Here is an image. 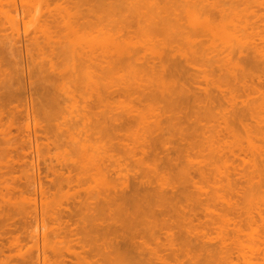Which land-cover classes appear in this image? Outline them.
Instances as JSON below:
<instances>
[{"label":"rangeland","instance_id":"1","mask_svg":"<svg viewBox=\"0 0 264 264\" xmlns=\"http://www.w3.org/2000/svg\"><path fill=\"white\" fill-rule=\"evenodd\" d=\"M78 1L79 4H83L79 5ZM119 1L120 0H87V2L84 3V0H0V12L5 10L3 15L0 13V15H2V17L0 16V25L2 24L1 26H3L7 24L8 26H3L6 28L10 26L9 23L12 24L14 22L13 24H15L18 21L15 24L18 28L16 33L20 32L17 35H15L16 33L13 34L15 35V37L13 36L14 38L19 39V41L14 39L15 43L16 40L18 42L14 44L15 46L10 48L6 46L0 47V67H2L0 68V76L4 75L3 78H0L2 81H5L3 83L0 81V99L2 98L3 100H0V264H136V262L140 264H247L249 263L247 260H250L251 263L254 264H264V243H262V239L264 238V0H202L203 4L201 0H182L185 1V7L183 8L181 7L184 6V2L181 0H171L174 1V3L167 0H162L160 3L159 1L161 0L156 1L162 8H164L163 6L166 7V15H163L165 14L164 11L162 12L163 9L156 10L159 6L153 7V5H157H155V0L153 5H151L153 0H145L146 2L142 1V3H146L142 5L146 6L147 1H149L148 5H150L145 7L146 10L144 7H141L139 11H143L144 9V11L148 13V9L151 7V9L154 10L153 13L155 11L159 13L161 11L163 13L161 15L159 14V17H156L157 21L153 22L158 25L160 24V27H166L165 25H167L166 30H168V34L164 33V35H162L164 37L161 36V33L163 34L165 30H162V32L156 30V32H160L154 34V29H156L158 25L153 28L155 25L150 22L151 19H156L154 16L158 15V12H155L153 15L149 9L150 16L147 14L145 15L149 16V18L152 17L149 21L151 24L146 22L147 17H145V19L143 18V20L140 18L144 17V11L142 15L141 11L137 12L140 14V22L143 23L145 20L144 22L146 23H143L142 25H145L142 26L139 22L141 26L137 28V25H139L138 21V24H136L137 27L133 25H135V21L138 19L137 16H139V14L135 13L137 16L132 15L134 10L131 15L128 12H131L130 9L134 4L135 6L138 5H136L135 1L140 2V0H135L134 3L128 0L129 4H133L129 5L131 7L125 6H128V3H126L127 0L126 2H122L121 0L122 3L120 2V4L124 5H120L121 7H119L118 10L117 4H119ZM31 3L35 5L33 8ZM86 3L89 4L87 5ZM100 3H104V8ZM163 3L165 4L163 5ZM90 4L91 6H89ZM115 4L116 9H114ZM29 5L31 6L30 8ZM98 5L101 6L99 7ZM111 5L113 7H111ZM36 6L44 10L47 7L46 14L41 13L43 10L39 9V7L35 9ZM107 6L111 7L109 8L110 11ZM172 6L174 7V12H172ZM186 7L190 12L192 11V13H188V15L194 14L196 16L194 21L192 20L194 16H190L191 20L187 22L190 27L193 26L190 22H195L194 25L198 27L196 25L197 23L198 25L200 23L203 25L206 21L208 22L207 19L212 22H210L211 24L208 22L211 28L214 25L216 26H214L215 29L212 28V30L209 31L210 26H205L204 24V27H206H202L204 31L208 29L206 33L204 32L205 36L203 35L204 33L202 34L198 31L200 32L199 34L195 31L196 34H199L197 36L202 34L199 40L201 43L197 40L199 37L196 38L194 35L195 33L191 32L193 29L189 30L191 29L189 26H187L188 29H186V21H188L186 20ZM31 9L36 10V12L37 9H39L38 11L40 14H43V16H41L37 13L40 18L35 15L37 19L40 20L39 22L37 21L38 23L31 20V18L37 20L35 16V18H33L36 12L33 11V13ZM59 9H62V11L65 9L68 15L64 12H58ZM104 10L110 13L112 10L113 14H116V16L119 15V19L116 18L117 20L114 21L115 19H112L113 14L107 13ZM121 10L124 11L122 13L129 14L130 19L132 18L131 16H136L132 18L133 22L127 21L130 25L132 23L131 26L133 30L129 26V31H124L122 29L118 31L120 29V25L118 24L122 25L125 23H123V21L122 23L119 22L123 19L120 13H118L121 12ZM6 11H9L8 14H12L13 18H10L12 16L8 14L5 15ZM68 11L69 13L71 12V14H69ZM91 11L92 14L99 11L100 13L103 12L101 15L99 13V15L94 13L95 15L93 14V16H103L98 19L100 20L99 23L104 20L102 25H108L106 26L108 30L104 28L105 26L102 28L99 26L100 24L97 25L96 23H98V21L95 22L92 20L94 19L92 18L93 16L87 14V12L90 13ZM116 11L118 12L116 13ZM167 12L170 17L168 19L165 17L168 16ZM175 12V16H180V18H178L181 19L180 22H178L179 20L175 21L173 16H171ZM179 12H181V15L178 16ZM72 13L74 16L76 14H78V16L76 15L77 17L80 16L79 20L81 18V23H83L86 18L85 24L88 26L86 29L88 28L90 30L91 22H94L93 26L97 25L96 27L99 28L96 29V27H94V29H92V27L91 30L93 32H90V30L89 33L87 31L88 29L86 30L83 27L88 33L84 32L88 36L86 39H88L90 43L92 41L93 46L96 45V48L93 47V49L95 48V53L98 41L102 42L103 40H107V42L105 41L104 43H109V36L106 39H100L102 41L97 40L95 42V39H93L97 32H101L100 28L103 30V33H100L101 36L99 33L98 35L103 38L102 36L106 35H103L105 32L104 30H106L108 34V31H110L109 26L112 28V31L117 28L116 26L118 25L119 29H117V31L115 29L114 32L118 36L119 34H124V32L126 34L129 32L127 36L133 41L135 36L131 33H137V31L140 33L146 25H149L147 26L148 28L145 27L144 31L149 33L153 28L151 32H153L152 35H155V37L153 36L155 39L153 38L152 40L154 41L158 38L160 42L157 43L159 44L157 45L154 43L155 41H151V35L149 34V39L148 33L145 39L153 42V46L156 45L154 50L157 49V52L160 51L159 55L162 51H165L166 53H164L166 55L162 54L159 58V55L153 51L152 46L147 47L150 46V41L149 43L147 42V44L144 43L143 37L139 35L140 40L137 39V36L136 40L143 41L142 44L141 42L137 44V41L133 42H137L136 45H142L145 52H141L143 51L140 50L143 49L140 48L141 45H135L134 48V43L132 42V44L131 40L126 36L128 39L125 40V42L128 40L130 41L127 42L130 44V48H126H129L130 52L131 50H136L131 54L137 52L138 55L134 54V57L135 55L138 56V58L137 56L134 58V60L139 59L137 62L133 59H129V61L132 62H130L129 67L127 64L125 65L126 62L122 65L123 63H120L122 61L117 60L118 62L114 63V67L112 66L113 63L111 64L113 69L112 72H109L110 67H108V70L107 64H105L102 59L106 65L105 69L107 68L106 70H108L102 71L98 68L102 73L105 72L102 78L99 77V73L101 72L96 73L98 70L95 65L96 72L89 65L88 67L91 69L88 67L86 68V66L77 65V68L79 66L80 68L79 70L75 67L72 68L73 75L77 74L78 76H82H80V80H77L79 81V84H77L78 86H74L69 84L71 82L62 80V78H65L64 76H67V74H70V77L72 76V71L69 69V65L71 64L69 63H74V61L77 62V55L79 53L77 55L75 54L76 52L74 53L76 58L74 56V61L70 60L71 62L64 54H69L67 52H70L69 48H72L69 45L77 46L79 42L77 44L76 42L73 44L74 41L71 42L72 44L65 42L64 46L63 43L62 46L59 44V46L63 48V51L66 50L64 47H69L68 51L62 52V57L58 55L61 54L58 53V49L57 52L55 51V57L59 56L58 58L60 60L63 58V63L59 64V61H57V65L55 58H53V62L55 60V63H51L53 66H56V68H59V65H61L60 70L63 69V71L57 69L60 72L59 76L61 77L64 71L65 75L60 79L57 75L59 73L57 70L58 73L55 70V72H51L53 67L52 69L50 67L48 70V66H44L45 69L41 71V73L44 74L43 80H40L41 76L39 75L42 74H39L36 70L39 71L40 67L43 69V64H39L41 66L38 67V63L42 60L36 63L35 59L38 61L39 57L37 56L41 54L36 56L37 52L32 50L34 46H32L31 41L33 42L34 38L30 36L34 35V37H37L36 41L38 37L41 38L40 36H45L46 38L48 31H45V33L43 26L46 25V27H44L45 30L49 29V31H52L53 28H55L54 26L58 24L57 27L59 29H56V27L50 34L54 33L55 35L57 34V36H61V38H63L61 41L63 42L64 37H62L60 33L64 34L69 30L68 27L71 24L70 20H73L74 17ZM122 13L121 15L124 16L125 14L123 15ZM50 14L52 17L49 16ZM107 14H110L111 17L107 18V16H110ZM129 15H127V17H129ZM7 16L8 20L6 18ZM67 16L72 19L69 18L68 20V18H66ZM163 16L167 19V21L165 20L166 22H164L165 18L158 19ZM175 16L174 18L177 20ZM14 17H16L17 21L13 20ZM77 17H74L72 21L74 23L71 24L73 25L71 29L77 24ZM120 17L122 19H120ZM202 17L206 19L203 20ZM9 18L13 20V22ZM106 19H109V21L107 22ZM199 19H202L200 20L202 22H198ZM65 20H68L67 25V21ZM158 20L161 23L163 21V26H161L160 22L156 23ZM3 21H5V24H3ZM43 21L46 24L43 23ZM110 21L111 23L107 24ZM117 21L119 22L118 24H116ZM171 21L174 22L170 25L169 22ZM33 22L35 23L33 27L37 26L36 28L34 27L36 31H34L32 27ZM80 22L78 24L81 28L82 24H80ZM177 22L181 24L179 25ZM52 23L54 24L53 28H48L47 25H52ZM63 23L66 27L62 26ZM26 24L29 25L27 26ZM183 24L185 25V27L183 26L184 35L179 39L178 36H181L180 34H182L181 30L183 28L180 27L181 33H177L178 36L176 35L177 31L175 28L178 30L179 28L177 27ZM38 25H40L39 28L41 27L43 31L41 28H38ZM21 26L23 29H21ZM79 26L74 30L76 32L79 30L80 36ZM3 27L0 28V36L2 35V39L4 40L3 34L8 33L6 35L10 38L11 34L9 35V32L11 31L9 28V31H6ZM218 27H223V30H225V32H223V34L226 33L223 35L224 37L227 35V38H229L228 34H231L232 37L230 36V38L232 39H229V44L232 42V45L230 44L231 46H229L230 51H227L226 47L224 48L223 46L225 44V42L223 44V41H225L226 38L220 43L219 37L221 34L218 36L216 32L217 30L221 33V30L217 29ZM60 28L63 31H60ZM64 28L67 29L64 31ZM83 28H81L82 31ZM169 28H174V41L176 43L179 42V46L173 45V43L171 44L170 39L173 37L172 35L169 37V31H171ZM148 29L150 30L148 31ZM27 30V33L30 32L29 41L31 38L33 39L30 42L28 41L29 34H25ZM40 31H42V33L44 32L45 35L40 34ZM56 31H60V33H56ZM121 31H123V33ZM144 31L142 32L144 33ZM208 31L212 32V34L210 33V35H207V33L209 34ZM31 32L33 33L31 34ZM71 32L72 30H69L67 34ZM84 33L82 32L83 35ZM188 33L191 36H186V38L188 37V39L191 40V37L194 36L196 40L193 39L197 41L196 43L190 42L191 46L189 47H187L189 44L184 42L186 40L182 39L183 36L185 37V34ZM50 34H48V36H51ZM77 34L78 33L75 34L74 32L73 35L76 37ZM111 34L109 35H114ZM83 35L82 38H84ZM92 35L93 37H91ZM117 35L116 38L118 37ZM71 36L72 35L69 37ZM120 36L117 38L118 40H115L117 42L114 44L115 47L125 43L121 42L123 38L121 40ZM52 37L55 40L56 37L53 35ZM45 38L43 37L44 40ZM59 38L56 39L59 40ZM67 38L66 36L65 39ZM43 39L41 45L44 43ZM167 39H169V42ZM39 40L41 41V39ZM68 40L70 42L74 39L70 40L69 38ZM111 40L112 39H110V41ZM40 41H38L37 44H40ZM50 41L51 40H49V45ZM158 41L156 40V42ZM163 41H165V45H163ZM180 41H183L185 44H182ZM53 42L52 47H55ZM99 42L98 50L100 51L97 52L98 54L102 51L103 46L106 45L101 43L103 45H101V48ZM175 42L174 44H176ZM186 42L189 41L187 40ZM238 42H240L239 45L237 44ZM33 43L35 44V42ZM191 43L194 45L196 44L195 46L198 48H201V45L202 47L205 45V47L202 51L200 49L197 50L198 48ZM65 44H68L67 47ZM197 44L201 45L199 46ZM226 44L229 45L228 43ZM16 45H20V47ZM85 45L90 46L89 43H85ZM131 45L133 48H131ZM166 45L169 48L178 47L177 50L175 49L176 52L174 51L172 57L167 55H170V52H173L174 49H168ZM59 46L57 47L56 45L57 48H60ZM79 46L76 49H78ZM82 46H84V44H82ZM86 46L83 47L85 48L83 50H86ZM111 46L108 52L112 48H115L113 44ZM38 47L39 46H37V48ZM106 47L107 46H105V48ZM145 47L151 49L148 50L147 48L145 49ZM190 47L191 50L193 48L192 51H195L194 49L197 48V51L190 52L191 50H188ZM233 47L234 49H232ZM18 48H20V50ZM80 48L82 47L80 46ZM89 48L90 47H87L88 50ZM117 48H115V50ZM126 48L124 50H126ZM207 48L209 50H207ZM8 49H11V51ZM42 49L46 48L43 47ZM47 49V52L50 53V48L47 47ZM254 49L256 52H252ZM13 50L17 52L13 54ZM37 50L38 49H36V51ZM78 50L80 51L81 49ZM115 50H111L109 53L106 51V53H116L117 50ZM188 51L192 53L189 54L192 57L200 54L198 51H201L202 55L200 54V56L195 58H190L189 56V59L185 60L184 57L186 55L188 56ZM41 52L43 51L41 50ZM120 52L121 51L118 53L120 54ZM71 53L73 54V52H70V54ZM92 53L93 52H91V54ZM114 53L110 55L114 56ZM184 53L187 54L183 59L181 55H184ZM154 54L157 55L155 56ZM45 55L47 56L48 54ZM68 56L70 58L72 55ZM119 56H121V54ZM48 57H50V55H48ZM51 57H54V55ZM168 59L171 60L169 61ZM12 60L14 61L13 63ZM183 61L184 63L187 61V63L183 64ZM160 62L163 65L162 68L160 67ZM14 63H17L15 65L16 67ZM43 63H45L44 60ZM47 64L45 63V65ZM116 64L117 67L115 70ZM65 65H67V67L69 66L68 69H65ZM74 66H76L75 63ZM142 66L144 68H141ZM146 66L153 67L154 69L152 70L150 68V71L152 70L151 74L153 78H151L153 80L150 78L151 80L149 83L146 81L147 84L143 80L146 77H150L151 74L147 71L149 69H147ZM118 67L119 69L121 67L120 71H117ZM131 67L138 70L143 69L141 70L142 72L139 73H145L144 76L146 75V77L141 78L143 76L142 74L139 82L138 79H136L137 75L140 76L138 72H136V77H132H135L138 84H143V86L136 85L140 88V91L145 89L141 87H145L144 84H146L149 86L147 89L148 91L145 90L147 92H143L147 94L152 92L151 94L153 96L148 94L147 97V94L145 95L139 92V95L143 98L140 97L137 95V87L134 85L132 86L134 89L136 88V90H133L131 86L129 88L133 90L130 92L132 94H129V89L124 93L125 88L131 83L128 85L126 83V87L123 86L125 79L123 74L126 75L128 81V71L130 70L133 72L136 70ZM102 68L104 69L103 66ZM15 69H19V72L15 71ZM89 69L91 71L93 70L95 73L91 72L87 74V72L90 71ZM83 70H86V74L89 77H87L88 79L85 76L86 74H84L83 77V73H85ZM155 70L160 72V75L163 73L165 74H163L164 76L162 77L157 75L158 79H163V82L160 80L161 83H158L162 89L161 92L157 90V87L156 89L154 88L158 85L157 82H153L156 79L154 78L157 72ZM1 71L5 73L3 74ZM6 71L8 74H6ZM107 73H109V75ZM5 74L16 78L12 77L13 79H11L10 77H6ZM95 74L98 75V78ZM5 77L7 80L10 78L13 83L3 80ZM95 77L98 82V86L96 85L95 87H98V89L102 87L100 89L102 95H100L101 97L103 96V99H100L97 88L90 85V78ZM73 78L74 77H72V80L75 81ZM68 79L70 78L68 77ZM131 80L129 81L132 82ZM145 80H149V78ZM167 80L172 81L173 84H171V86H166L165 84L168 83ZM10 83L13 84V86L10 85V87ZM6 86L9 87L6 88ZM174 87L175 89H173ZM178 87L183 89H177ZM4 89H7L6 92L9 91V96H6L7 93L3 91ZM95 89L98 91V94ZM106 89L107 93L104 91ZM170 89H172L171 92L175 90L174 93L176 94L167 91ZM102 90L104 92H101ZM163 90L165 92H163ZM179 90H181V94L178 93L180 96L176 92H179ZM134 91H136L137 94H135L136 92ZM3 92L6 94H3ZM46 94H50V96L48 97ZM68 96H70L71 99L68 98ZM181 96H183L186 101H183V97ZM6 97H8V99ZM50 97L55 98L54 100L56 102L54 101L53 103H56V106L52 105L51 100L53 99ZM104 97H106V99ZM205 97H207V100ZM47 98H50V100ZM98 99L100 101H98ZM112 116L114 118L120 117L121 119L119 118L120 120H118L117 118L114 120ZM126 117L128 120H126ZM33 118L36 122L32 120ZM95 119L98 120L96 121ZM99 119H101L102 128L98 130L97 127H99L101 123H98L100 121ZM113 120L116 123L112 125ZM108 121L110 122L107 123ZM119 121H121V124L118 123ZM152 122L158 123L157 126L154 125L156 126L154 127ZM147 124H149L147 127H154L153 130L158 132L153 131L152 133V129L150 130L146 127ZM110 125H118L116 128L121 126V128H119L121 131H118V129L117 131L116 129L113 130L114 127L112 128ZM155 128H158V130ZM68 129L72 131L69 132ZM95 131L100 132L96 133ZM74 142H78L81 147L86 145L82 149L85 148V151H88L89 154L86 152L88 158L92 157L91 160L93 162L91 161V164H93V166L90 167V170L92 168H97L96 170L98 171V167H100L99 169H101V172L98 173L101 174L103 170H105V173H102L105 175L101 176L98 173L97 175L95 170H88L86 174L82 172L83 168L80 169V166L78 165V167L76 163L80 164L85 158L87 161V157L84 158L85 153H79V155L76 156L77 154L75 151L79 146L77 147V144ZM89 143L90 146H87ZM81 147H79V149H81ZM141 149H143V152H141ZM214 150L220 151V155L217 152L213 153L212 151ZM92 153L96 155L94 158ZM80 154L84 160L82 157L78 158ZM94 161H98V163ZM84 162L83 164L81 163L83 165H81L82 167H84ZM88 163H90V159ZM102 165L105 167L102 168ZM85 167H87V165ZM103 180L111 186V191L107 189V186L106 190H104V187L100 185L103 183ZM94 190L100 191L99 193L101 194L98 193L99 195L104 196V193H106L109 198L105 195V199L100 201V198L103 196H94L97 193ZM89 192H91V195L92 192L94 194L89 196ZM137 192L142 194L145 200L139 197L142 195ZM160 192L162 194H167V196L164 194L165 199L161 198L164 196H162ZM121 194L123 196L125 194L126 200L129 198V202L126 201L129 204L124 203L125 198L121 201H119V198L114 199L117 196L121 197ZM136 195H138V198ZM152 195L156 197L154 198ZM111 196H113V200H107L111 199ZM129 196L133 198L134 201L130 199ZM90 197L92 199H89ZM168 198H170V200L167 201ZM95 199H99L97 202H102L101 204L103 205L100 206L94 202ZM152 199L154 201H152ZM105 200H107L106 202H109V204L111 203V205L115 206L104 203ZM115 200L119 205L115 204ZM110 201H114L115 203ZM149 201L152 202L149 203ZM106 204L109 206L108 211ZM116 206H119L117 207L118 209L114 208ZM124 208H129L126 210L129 212L130 216L133 213L132 218H128L129 214L125 215ZM135 208L137 209L136 211ZM95 210L100 211L99 215ZM120 210L123 211L124 214L122 212L117 214ZM150 211L151 213H148ZM157 212L159 216H157ZM121 214L122 216H120ZM123 215H125V217H123ZM150 217L154 221H152ZM144 218H149L153 223L148 221L152 223L148 225L147 220H144ZM93 221L94 223H91ZM104 232H106V234ZM103 245L105 246L103 247ZM253 248L255 250H253ZM256 248L258 249V253L254 255L253 253L256 252ZM250 249L254 252L252 253ZM113 250H115V252H112ZM126 251L128 254H126ZM119 253L121 254L119 255ZM36 258H38V261H36ZM129 260L132 262L129 263Z\"/></svg>","mask_w":264,"mask_h":264},{"label":"bare ground","instance_id":"2","mask_svg":"<svg viewBox=\"0 0 264 264\" xmlns=\"http://www.w3.org/2000/svg\"><path fill=\"white\" fill-rule=\"evenodd\" d=\"M52 1H54V0H52ZM55 1H58V0H55ZM89 1H90V0H89ZM92 1H93V0H92ZM97 1H98V0H97ZM116 1H117V0H116ZM129 1H130V2L132 1V3H134L135 0H129ZM142 1H145V0H140L141 3H140L139 1H135L136 5L138 4L137 6H138V7L140 6V7L138 8L137 6H135V4H134L135 7H134V6H133V7L129 6V5H133V4H129L128 0H127V2H126V0H122V2H126V3H128V6L125 5L126 7H131V9L128 8V9L131 10V12H128L130 15L132 14V11H133V10H134V11H133L134 13H133L132 15L139 14V13H137V12H140V11H141V10L139 11V9H140L141 7H142V8H143V7L145 8V7L148 5V3H149V1H147V5L144 6V5H142V4H146V3H144V2L142 3ZM156 1H158V0H155V5L158 3V2H156ZM163 1H164V0H163ZM167 1H171V0H167ZM177 1H178V0H177ZM179 1H180V0H179ZM181 1H182V0H181ZM185 1H187V0H185ZM185 1H182V2H184V4H183L184 6H182L181 8L185 7ZM199 1H200V0H199ZM29 2H30V1H29ZM76 2H77V1H76ZM85 2H87V0H84V3H85ZM120 2H121V0L119 1V4H117V5H118V6H117V9H118L119 7H121V6L124 5V4H123V5L120 4ZM122 2H121V3H122ZM145 2H146V1H145ZM160 2H162V0L159 1V3H160ZM195 2H196V1H195ZM197 2H198V1H197ZM89 3H90V2H89ZM89 3H88V4H89ZM169 3H170V2H169ZM169 3H168V4H169ZM171 3H174V1H171ZM171 3L169 4L170 6H171ZM191 3H192V2H191ZM198 3H199V2H198ZM201 3H202V0H201ZM24 4H25V3H24ZM24 4H23V5H24ZM78 4H79V1H78ZM80 4H83V3H80ZM80 4H79V5H80ZM86 4H87V3H86ZM88 4H87V5H88ZM98 4H99V3H98ZM100 4H101V3H100ZM103 4H104V3H103ZM103 4H101L102 7L104 6ZM105 4H107V3H105ZM153 4H154V0L152 1L151 5H153ZM164 4H165V3H163V5H164ZM196 4H197V3H196ZM202 4H203V3H202ZM202 4H200V5H202ZM31 5H32V3H31ZM87 5H86V6H87ZM101 5H98V6L100 7ZM120 5H121V6H120ZM141 5H142V6H141ZM149 5H150V4H149ZM149 5H148V6H149ZM172 5H174V4H172ZM200 5H199V6H200ZM33 6H35V5H32V8H33ZM43 6H45V5H43ZM89 6H91V4H90ZM98 6H97V7H98ZM105 6H106V5H105ZM148 6H147V7H148ZM157 6H159V5H158V4H157L156 6L153 5V7H157ZM170 6H169V7H170ZM186 6H187V3H186ZM202 6H203V5H202ZM202 6H200V7H202ZM30 7H31V6L29 5V8H30ZM37 7H39V6H36L35 9H36ZM78 7H81V6H78ZM78 7H77V8H78ZM102 7H101V8H102ZM107 7H108V9H109V8H111V7H113V6L111 5V7H109V6H107ZM160 7H161V6H159V7H158L159 9L157 8L156 10H162V9H163L162 12L164 11L165 14H163L161 11H160V13H159L158 11H155L156 13L158 12V13H157L158 15H155V16H154L155 18H156V17H159V14H160V15H161V14L166 15V12H165L166 7L163 6L165 9L162 8V7H161V9H160ZM200 7H199V8H200ZM91 8H92V7H91ZM103 8H104V7H103ZM123 8H125V7H123ZM133 8H136V9H133ZM39 9H41V7H39ZM39 9H37V12H36V10H32V9H31L32 12H33V11L36 12L34 15L32 14V15H33V18H35L36 16L39 17L37 13H39V15L43 16L44 13L46 14V9H48V8L46 7L45 10H44L43 8L41 9V10H43V12H41V13H43V14H40V12L38 11ZM106 9H107V8H106ZM114 9H116V4H115V8H114ZM137 9H138V11H137ZM149 9H150L151 12L153 13L154 10H152L151 7H150ZM149 9H148V13H147V11L145 12L144 9H143V11H144V13H145V14L143 15L144 17H140V14H139V16L136 15L138 19H137L136 21L134 20L136 23L134 22L135 25H133V26H136V24H138V23L141 21L140 18H142V20H143V18L145 19V17H147V18H146V19H147L146 22H147L148 24L153 23V24L155 25L153 28H155L156 25H158V24H155V23L153 22V21H157V18H156V19H153V20L151 19L152 17L149 18V16H150V15H149V14H150V13H149V12H150ZM154 9H155V8H154ZM172 9H173L172 12H174L175 10H174V7H173V6H172ZM186 9H187V7H186ZM1 10H2V9H1ZM41 10H40V11H41ZM98 10H100V9H98ZM118 10H119V9H118ZM123 10H125V9H123ZM130 10H128V11H130ZM145 10H146V8H145ZM184 10H185V9H184ZM4 11H5V10H4ZM4 11H3V12L1 11L0 13L3 15ZM44 11H45V12H44ZM47 11H48V10H47ZM65 11H66L65 9H64V11H62V9H61V10L59 9L58 12H64L66 15H68L67 12H65ZM86 11H87V10H86ZM94 11H95V7H94ZM102 11H103V10H102ZM104 11H106V10H104ZM109 11H110V9H109ZM109 11H108V12H109ZM143 11H141V15L143 14ZM166 11H167V10H166ZM34 12H33V13H34ZM48 12H49V11H48ZM106 12H107V11H106ZM108 12H107V13H108ZM114 12H115V11H114ZM117 12H118V11H116V13H117ZM122 12H124V11L121 10V12H118V13H120V16L123 17V19L120 17V19H122V20H120L119 22L122 23V21H123V23H124V22H125V23L121 25V24H118L119 22L117 21L116 24L120 25V29L118 28V25L116 26L115 24H114V25H115L117 28H115L114 26H113V27L116 29V31H117V29H119L118 31H120L121 29L124 30V31H129L128 29H130V28H132V30H133V27L131 26L132 23H131V25H130V23H128V22H129V21H130V22H133L132 18H133L134 16H131L132 18L130 19V15H129V14H125V13H122ZM126 12H127V11H126ZM155 12H154V13H155ZM176 12H177V10H176ZM176 12L173 13V15H171V14H170V15L173 16V19H175V21H178V20H179L178 22H180L181 19H178V18H180L179 15H181V12H182V11L179 12L180 14L178 13V16H179V17H177V16L174 15V14H176ZM184 12H185V11H184ZM8 13H9V11H8V12L6 11V14H5V15H7ZM68 13H69V11H68ZM94 13H95V12H94ZM94 13H93V14H94ZM96 13H97V14H96ZM96 13H95L96 15H99V14L101 15V13H103V12L100 13V11H99V12H96ZM98 13H99V14H98ZM109 13H110V12H109ZM111 13H112V10H111ZM111 13H110V14H111ZM121 13H122L123 15L125 14L126 17H125V15L122 16ZM135 13H136V14H135ZM152 13H151V15H152ZM154 13H153V15H154ZM170 13H171V12H170ZM188 13H192V11L190 12V10L187 9V11H186V14H187V16H186V20H188V21H186V23L189 22V21L191 20V17H192V16H194V18L192 17V20H193V21H194V19H196V18H195L196 16H195L194 14H192V15L189 14V15H188ZM29 14H31V13H29ZM65 14H63V15H65ZM69 14H71V12H70ZM87 14H88V15L91 14V15L93 16L92 11H91L90 13L87 12ZM95 14H94V15H95ZM110 14H107V15H110ZM112 14H113V13H112ZM146 14L149 15V16H145ZM182 14H183V13H182ZM186 14H185V15H186ZM2 15H0V16L2 17ZM8 15H10V14H8ZM15 15H16V14H15ZM32 15H30V16H32ZM35 15H36V16H35ZM72 15H73V13H72ZM76 15L78 16V14H76ZM76 15H75V16L73 15V16H74V17H77ZM91 15H90V16H91ZM117 15H118V14H117ZM127 15H129V17H127ZM167 15H168V12H167ZM202 15H203V14H202ZM10 16H12V14H11ZM34 16H35V17H34ZM49 16H51V14H50ZM49 16H48V17H49ZM59 16H61V15H59ZM59 16H58V17H59ZM69 16H70V15H69ZM69 16L66 17V18H68V20H69V18H71V17H69ZM92 16H91V17H92ZM118 16H119V15H118ZM118 16H116V14H113L112 19H115L114 21H116V20H117L116 18H118ZM136 16H135V17H136ZM174 16L177 17V20H176V18H174ZM190 16H191V17H190ZM16 17H17V16H16ZM16 17H14V19H13L14 21L16 20ZM37 17H36V19H37ZM51 17H52V16H51ZM74 17H73V20H74ZM79 17H80V16H79ZM79 17H77L78 20H79ZM97 17H98V18H97ZM100 17H101V16H93L92 18H94V19H92V18H91V19H92L93 21H95V22L98 21V23H96L97 25L100 24L99 26H101L102 28L105 26L104 28H106V29L108 30V27H106V26H108V25H102V24L104 23V20H102V22L99 23L100 20H98V19H100ZM102 17H103V16H102ZM102 17H101V18H102ZM108 17H111V15H110V16H107V18H108ZM114 17H115V18H114ZM124 17H125V18H124ZM135 17H134V18H135ZM139 17H140V18H139ZM165 17H167V19L170 18L169 15H168V16H165ZM165 17L163 16L162 18H158V19H164ZM187 17H189V18H187ZM6 18H7V20H8V16H7ZM6 18H5V19H6ZM10 18H13V16L10 17ZM10 18H9V19H10ZM39 18H40V17H39ZM41 18H42V17H41ZM53 18H54V17H53ZM53 18H52V19H53ZM56 18H57V15H56ZM105 18H106V17H105ZM105 18H104V19H105ZM171 18H172V17H171ZM59 19H61V18H59ZM64 19H65V18H64ZM71 19H72V18H71ZM77 19H75V20H77ZM82 19H84V18H82ZM96 19H97V20H96ZM109 19H110V18H109ZM109 19H108V20L106 19L107 22L109 21ZM118 19H119V18H118ZM124 19H125V20L127 19V20L125 21ZM129 19H130V20H129ZM150 19H151V21H150ZM167 19L165 18V19H164V22H166ZM202 19L204 20V19H206V18L202 17ZM202 19H199L198 22H199L200 20H202ZM3 20H4V19H3ZM7 20H6V22H7ZM10 20H11V19H10ZM13 20H11V21L13 22ZM31 20L34 21V22H35V21H36V22H37V21H38V22L40 21V20H38V19H37V20H35V19L33 20L32 18H31ZM68 20H65V21H67V22H66V25H67V23H68ZM73 20H70L71 24L74 23V22H72ZM78 20H77V24H76L77 27H76V25H75L76 28L73 27V29H71V27H72L73 25H71V24L69 25V24H68V25H69V27H68L69 30H72L71 33L67 34V32H69V30H67L65 33L63 32L64 34H62V33H60V31H63V30H61V28H60V31H59V32L56 31V33H60V34L62 35V37H64L63 42L61 41V40L63 39V38H61V36H57V34L55 35L54 33H53V34H50V33H51L53 30H55V28L57 27L58 24H57L56 22H55V23H56L57 25H55V26H54L53 23H52V25H51V24H48V25H47L48 28H49V27H52V28H53V26L55 27V28H53L52 31H51V30L49 31V29H48V30H45L44 27H46V25H45L46 23L43 21V23H45V24H43V25H45V26H43L44 32H45V31H48L47 34H46L47 37L45 38V36H43V37L45 38V40L43 39L42 36H40L41 38L38 37V40L36 41L37 37H34V35H33V36H32V35L30 36V32L27 33L28 30L31 29V28L33 27V25L35 24L34 22L32 23V27L29 26V27H31V28H29V29L25 32V34H27V35L29 34V35H28V41H29V39H30L29 36L34 38V40L31 38V40H33V42H35V44H34L31 40H30V41H31L32 46H34V48H35V49L33 48L32 50L35 51V52H37V53H36V56H37V55H40V54H41V55H40L41 57L43 56L42 58H41L40 56H37V57H39V60H38V61H37V59H35V62H36V63L42 60L40 63H38V67L41 66V65H39V64H41V63L43 64V65H42L43 69H41V67H40V68H39V71L36 70L37 72H39V74H42V75H39V74L36 72L39 76H41L40 80H41V79L43 78V76H44V74L41 73V71H43V70L45 69L44 66H48V67H47L48 70H49L50 67H51V69H52V67H53V69L51 70V72H53L54 70L56 71L57 69L60 70L61 65H59V68H56V66H53L52 64L55 63V60H56V64H57V65H58V63H59V64H60V63H61V64L63 63V62H62V59H63V58H61V57L63 56L62 52H64V51H68V48H69V47H68V48H65V47H64V49H66V50L63 51V48L60 47V46H62V43H63V46H64V43H65V42H68V44H72L71 42L74 41L73 44H74L75 42H76V44L79 42L78 44L82 47V48H80V46H79L78 44H77V46H76V45H69V46L72 47V48H69V51H70V52H73V54H72V53L70 54V52H67V53H69L68 55H72V56H70L71 59L69 58L68 55H65V54H64V56H67V57H68L67 59H68L69 61H70V60L72 61V60H73V57L75 56V54L77 55V54L79 53V54L77 55V62H75V61L73 60L74 63L76 64V66H74V63H73V62H72V63H69V64H71V65H69L70 67L68 66L69 69H71L70 71H72V76H71V77H70V74H67V76H64L65 78L67 77L66 79H65V78H62L63 75H65V71H64V74H63L61 77L59 76V75H60V72H59L58 70H57V71H58L59 73L56 71V72L58 73V74H57V73H56V74L60 77V79L62 78V80H66L67 82H71V83H69V84H72V85L76 86L77 84H79V81H77V80H78V79L80 80V76H82V75L78 76L77 74L73 75V70H72V68H74V67L77 68V65L86 66V68H87L88 65H89L90 67H92V69H93L95 72H96L95 69H96V67H97L98 72H96V73L101 72L100 69H101L102 71H104V70H105V71H108V70H109L108 67H110V71H109V72H112V69H113V67H114L113 65H114L115 62L122 61V62H120L121 64L123 63L122 65H124V63L126 62L125 65L127 64V65L129 66V64H130V62H131V61H129V59H131V60L133 59V60H134V58H136V56L138 55L137 52L131 54L132 52H134V51H136V50L134 49L133 51L131 50V52H130V49H129V48H130V44L127 43L129 40H128L127 42H125V40H127V39L129 38V39L131 40V43H132L133 41H137V40H136V36H137V39L140 40V36H139V35H141V36L143 37V39H144V43L147 44V42L149 43L150 40L153 41L152 39L155 37L154 34H157V32H160V31L162 32V30H165L166 32L163 31V34L161 33V36L164 35V33H167V34H168V32H167L168 30H166L167 25H165L166 27H164L163 24H162L163 21H162V23H161V22L158 20V22H156V23H159V22H160V23H161V26H163V27H160V24H159V25L157 26V28L154 29V34H153V35H152L153 32H151V31H153V28H152V30L148 29V31L150 30L149 33L144 31L145 27L148 28L147 26H149V25H146L144 28L142 27V28H143L142 31H144L145 34H144L142 31H141L140 33H139L138 31H137V33H135V32H134V33H133V32L131 33V34H134V36H135V39H133V41H132V39H131L130 37L127 36V34H129V32H128L127 34L124 32V34H126V35H124V34H122V35L119 34V36L121 35V36H120V37H121L120 39L122 40V38H123V40H124V41L122 40L121 42H125V43H123L124 45L122 44V45H119V46H116V47H115V46H114V44H115V42H116L115 40H116L117 38H119V36L114 32L115 29L113 28L114 30L111 31L112 28H110V26H109L110 31H108V34H107V31H106V30H104L105 32H104V34H103V35L106 34L107 37H106V35H105V36H102L103 38H101V37H100V36H101L100 33H103V32H102L103 30L100 28L101 32H97V33L95 34V35L97 36L98 33H99V35H100V36L98 35L99 37H98V36L96 37L95 35H94L95 37H93V35L91 36V37H93V39H95V42H96L97 40H100V39H102V40H103L104 38L106 39V38H108V36H109V38L112 39V40L110 41V39L108 38V40H109L108 42H109V43H104L105 41L107 42V40H105V41H104V40H103V41L100 40V41H102V42H99V41H98L100 47H101L102 44H106L105 46H107V47L105 48V46L102 45V46H103V48L101 47V48H102V51L99 52V54H98L97 52L100 51V50H98V42H97V49H96V53H97V54H96V53L94 52V49L96 48V45L93 46V44H92L93 42L91 41V43H90V42L88 41V39H86V38H88V36H87L88 33L86 32V30L88 29V28L86 29V27H88V26L85 24V20H86V18L84 19V21L82 20L83 23L80 22L81 18H80L79 21H78ZM165 20H166V21H165ZM207 20H208L209 23L211 22L209 19H207ZM11 21H10V22H11ZM16 21H17V20H16ZM56 21H58V20H56ZM127 21H128V22H127ZM137 21H138V23H137ZM144 21H145V20H144ZM144 21H143V23H145ZM149 21H150L151 23H150ZM193 21H192V22H193ZM196 21H197V20H196ZM4 22H5V21H3V24H5ZM17 22H18V21H17ZM17 22H16V23H17ZM22 22H23V21H22ZM38 22H37V23H38ZM51 22H52V21H51ZM53 22H54V20H53ZM79 22H80V24H82V25H81V26H82L81 28L84 27L86 30H85L84 28H83V31L81 30V28H80V26H79V24H78ZM105 22H106V21H105ZM126 22H127V23H126ZM172 22H174V21L169 22L170 25H171ZM178 22H177V23H178ZM200 22H202V21H200ZM203 22H204V21H203ZM208 22L206 21V23H204L205 26H206V25H207V26H210ZM13 23H14V22H13ZM13 23H12V24L9 23L10 26H9V27H6L7 29H6L5 27H3V26H6L7 24H6V25H3V26H1L2 24L0 25V26H1L0 28L3 27V29H5L6 31H7L8 28H9V30L11 31V32H9V35L11 34V35H10V38H8V36L6 35V34H8V33L3 34V35H4V40L2 39L3 36H2V35L0 36V37H1V39H0V47H2V46H6V47H9V48H10V47H12V46H15L14 44L18 43L17 40L19 41V39L14 38V37H15V35L19 34L20 32L18 31L19 33H16L17 30H18V28H17V25H15L16 23H15V24H13ZM23 23H24V22H23ZM40 23H42V22H40ZM75 23H76V21H75ZM93 23H94V22H93ZM93 23L91 22V26H90L91 28L93 27L92 29H94V27L97 26V25L93 26ZM110 23H111V21H110L109 23H107V24H110ZM112 23H113V22H112ZM140 23H141V25L143 24L142 22H140ZM140 23H139V25H137L138 27L136 26L137 28H139V26H141ZM169 23H168V25H169ZM211 23H212V22H211ZM211 23H210V24H211ZM30 24H31V23H30ZM59 24H60V23H59ZM83 24H84V26H83ZM125 24H126V26H125ZM127 24H128V25H127ZM145 24H146V23H145ZM145 24H144V25H145ZM153 24H152V25H153ZM172 24H173V23H172ZM178 24L180 25L181 23H178ZM190 24L193 25V26L190 27L189 24L187 23L186 27L189 26V28H191V29H189V30H192V29H193L191 32L195 33L194 35L196 36V38L199 37V39H197L198 42H199V40H200V38H201L200 36H201L204 32L206 33L208 29H205V31H204L203 28H206V27H204V24L202 25V23H200L201 26H200V24L198 25V23H197L196 25H197L198 27H196V26L194 25L195 22H194V23H191V22H190ZM24 25H25V24H24ZM26 25L28 26L29 24H26ZM50 25H51V26H50ZM66 25L63 23L62 26H63V27H64V26L66 27ZM85 25H86V26H85ZM111 25H112V24H111ZM144 25H142V26H144ZM7 26H8V25H7ZM39 26H40V25H38V28H39ZM41 26H42V25H41ZM59 26H60V25H59ZM78 26H79V29H80V36H81V38H80V36H79V30H77L78 32L75 31V30L78 28ZM99 26H98V27H99ZM122 26H123V28H125V29H123ZM129 26H130V28H129ZM183 26L185 27L184 24L181 25V26H179V27H177V28H179L178 30L175 28V30L177 31V32H176V35H177V33L180 34L181 31H182V34H180L181 36H178V35H177L179 39H181L182 35H184V34H183V32H184V27H183ZM194 26H195V27H194ZM199 26H200V27H199ZM214 26H215V25H214ZM214 26H213L212 28H214ZM21 27H22V26H21ZM34 27H35V26H34ZM34 27H33V28H34ZM36 27H37V26H36ZM36 27H35V28H36ZM60 27H61V26H60ZM111 27H112V26H111ZM180 27H182L183 29L181 30ZM193 27H194V28H193ZM202 27H203V28H202ZM215 27H216V26H215ZM35 28H34V31H36ZM40 28H41V27H40ZM40 28H39V29H40ZM52 28H51V29H52ZM91 28H90V30H91ZM195 28H196V30H195ZM197 28H199V29H197ZM212 28H211V26H210V30H209V31H211ZM220 28H222V29H220ZM21 29H23V27H22ZM41 29H42V28H41ZM43 29H42V31H43ZM56 29H59V28L57 27ZM66 29H67V28H64V31H65ZM74 29H75V30H74ZM96 29H99V28L96 27ZM172 29H173V30H172ZM172 29L169 28V30H171V31H169V37H170L171 35H172V37H173V38L170 39V42H171V44L173 43V45H178L179 42L176 43V42L174 41V39H175V38H174V36H175L174 31H175V30H174V28H172ZM186 29H188V27H187ZM214 29H215V28H214ZM217 29H218V30H221V33L218 32V31L216 30L218 36L221 34V35H220L221 38L219 37L220 43H222L223 39L226 38V40L223 41V44H224V42H225V44H224L223 46H224V48L226 47V50H227V51H230V50H229V49H230L229 46L232 45V44H231L232 42H230V44H231V45H230V44H229V39H232V38H230L231 34H230V33L228 34L229 38H227V35H226V37H224L223 35H225L226 33L223 34V32H225V30H223V27H218ZM0 30H1V29H0ZM9 30H8V31H9ZM31 30H33V29H31ZM73 30H74V31H73ZM84 30H85V31H84ZM90 30L88 29L87 31L89 32ZM156 30H160V31H157V32H156ZM180 30H181V31H180ZM42 31H40V34L45 35L46 32H45V33H44V32L42 33ZM98 31H99V30H98ZM172 31H173V33H172ZM195 31H197V33H199V34H200V32H201L202 34H201L200 36H197V35H199V34H196ZM198 31H200V32H198ZM209 31H208V32H209ZM226 31H227V30H226ZM1 32H2V31H1ZM4 32H5V31H4ZM54 32H55V31H54ZM74 32H75V34L78 33V34H77L78 36L76 35L77 38L75 37V35H73ZM82 32H83V33L86 32L87 34L84 33V35H83ZM90 32H93V31L91 30ZM90 32H89V33H90ZM94 32H95V31H94ZM109 32H110V33H109ZM112 32H114L115 34L112 33ZM121 32L123 33V31H121ZM130 32H131V30H130ZM227 32H228V31H227ZM14 33H16V34L13 35ZM32 33H33V32H31V34H32ZM35 33H36V32H35ZM111 33H112V34H111ZM147 33H148V37H149V34L151 35V39H150V37H149L150 40H146V39H145V38H146L145 36H147V35H146ZM170 33H172V34H170ZM205 33L203 34L204 36H205ZM210 33L212 34V32H209V34L207 33V35H210ZM214 33H215V31H214ZM214 33H213V34H214ZM38 34H39V33H38ZM40 34H39V35H40ZM48 34H50L51 36H48ZM60 34H59V35H60ZM109 34H111V35L114 34V35H113V36H110ZM131 34H130V35H131ZM143 34H144V35H143ZM158 34H159V33H158ZM167 34H166V35H167ZM190 34H191V33H190ZM39 35H38V36H39ZM52 35H53L54 37L57 36L56 38H59V37H60L59 40L56 39V38H55V40H54V38L52 37ZM70 35H72V36L69 37ZM82 35H83L84 38H82ZM116 35L118 36L117 38H116ZM123 35H124L125 37H124ZM215 35H216V34H215ZM6 36H7V37H6ZM13 36H14V37H13ZM24 36L27 37L26 35H24ZM66 36L68 37L67 39H65ZM86 36H87V37H86ZM114 36H115V38H114ZM126 36H127L128 38H127ZM138 36H139V38H138ZM153 36H154V37H153ZM156 36H158V35H156ZM177 36H176V38H177ZM186 36H191V35H189V33H188V34H185V37L183 36V38H182V39H184V40H186V41H187V40L189 41V42H186V41L183 40L185 43L189 44L187 47L191 46V45H190V42H193V43H194V42H195V43L197 42V41H195L196 39L194 38V36L191 37V40H192L193 38L195 39V40L193 39L194 41H193V40L191 41L190 39H188V37L186 38ZM211 36H214V35H211ZM11 37H13V38H11ZM48 37H49V38H48ZM73 37H74V38H73ZM78 37H79L80 39H79ZM142 37H141V38H142ZM162 37H164V36H162ZM231 37H232V36H231ZM18 38H19V37H18ZM69 38H70V40H71V39H74V40H71V41L69 42V40H68ZM96 38H97V39H96ZM98 38H99V39H98ZM113 38H114V40H113ZM124 38H125V39H124ZM178 38H177V39H178ZM185 38H186V39H185ZM14 39H17V40H16V43L14 42V41H15ZM39 39H41V41H40ZM42 39L44 40V43H42V45L44 44L43 46L41 45V42H43ZM75 39H76V40H75ZM89 39H90V37H89ZM120 39H119V40H120ZM154 39H155V38H154ZM221 39H222V40H221ZM1 40H2V41H1ZM49 40H51V41H50V45H49ZM67 40H68V41H67ZM78 40H80V41H78ZM84 40H86V41H84ZM117 40H118V39H117ZM141 40H142V39H141ZM145 40H146V41H145ZM156 40L158 41V38H156ZM156 40H154L155 42H154V41H153V42L156 43V44L160 42V41L156 42ZM162 40H163V39H162ZM165 40H166V39H165ZM167 40H168V42H169V39H167ZM227 40H228V42H227ZM26 41H27V39H26ZM30 41H29V42H30ZM38 41H40V44H37ZM45 41H46V44H45ZM47 41H48V43H47ZM53 41H54V42H53ZM58 41H59V42H58ZM82 41H83V43H82ZM113 41H114V42H113ZM151 41H150V46H147V47H151V46H152L153 51L159 55L160 51L157 52V51H156V50H157L156 48H155L156 50H154V47H156V45L153 46V45H152L153 42H151ZM178 41H179V40H178ZM183 41H180V42H182V44H185V43H183ZM230 41H231V40H230ZM52 42H53V45L55 44V45H54L55 47H52ZM56 42H57V44H56ZM110 42H111V43H110ZM129 42H130V41H129ZM137 42H138V43H137ZM137 42H136L137 44H139L140 42H141V44H142L143 41H137ZM161 42H162V41H161ZM174 42H175L176 44H174ZM80 43L84 44V46H82V44H80ZM85 43H86V44L89 43L90 46H86ZM101 43H102V44H101ZM116 43H117V42H116ZM126 43H127V44H126ZM133 43H134V44H133ZM133 43H132V44H133V47L135 48L136 43H135V42H133ZM154 43H153V44H154ZM164 43H165V41H163V45H165ZM199 43H201V42H199ZM226 43H228L229 45H227ZM1 44H2V45H1ZM3 44H4V45H3ZM19 44H20V42H19ZM59 44H60V46H59ZM68 44H65V46L67 47ZM109 44H110V45H109ZM112 44H113V46H114L115 48L118 47V48L116 49L117 51L115 50V48H114V49H113V48L111 49L112 51H113V50L116 51V53H114V52H111V53H110V54L114 53V56H112V55H110V54H107V53H109V52L111 51V50H110V51L108 52V50L112 47V46H111ZM125 44H126V45H125ZM141 44H140V45H141ZM171 44H170V45H171ZM191 44H192V43H191ZM237 44L239 45L240 42H238ZM35 45H36V47H35ZM46 45H47V46H46ZM48 45H49L50 47H49ZM56 45H57V47L59 46L60 48H57ZM108 45H109L110 47H109ZM127 45H128V46H127ZM140 45H136V46H140ZM144 45H145V44H144ZM157 45H159V44H157ZM161 45H162V43H161ZM163 45H162V46H163ZM173 45H172V46H173ZM192 45L195 46L196 44H195V45L192 44ZM197 45H199V44H197ZM200 45H201V44H200ZM200 45H199V46H200ZM203 45H204V44H203ZM226 45H227V46H226ZM16 46H19V47H20V45H16ZM30 46H31V45H30ZM32 46H31V47H32ZM37 46H39V47L37 48ZM73 46L75 47V49H74ZM78 46H79L78 49H81L80 51H79L78 49H76ZM85 46H86V50H83V49H85V48H83V47H85ZM91 46H92V48H91ZM124 46H125V47H124ZM162 46H161V47H162ZM166 46H167V45H166ZM168 46H169V44H168ZM168 46H167V47H168ZM178 46H179V45H178ZM219 46H220V45H219ZM43 47L46 48V49H47V47L50 48V49H49L50 53L47 52L48 49H47V50H46V49H42ZM87 47H90L89 50L87 49ZM93 47H95V48L93 49ZM100 47H99V48H100ZM122 47H123V48H122ZM126 47H129V48H126ZM133 47H132V45H131V48H133ZM147 47H145V49H146ZM163 47H164V46H163ZM176 47H177V46H176ZM195 47H197V46H195ZM204 47H205V45H204L203 47H202V45H201V48H202V49H201V48H198V47H197L198 49H197V48H196V49H197V50L200 49V50L202 51V50L204 49ZM220 47H221V46H220ZM227 47H229V48H227ZM13 48H14V47H13ZM16 48H17V47H16ZM40 48H41V49H40ZM61 48H62V50H61ZM101 48H100V49H101ZM125 48H126V50H124ZM140 48H143L142 45L140 46ZM171 48H172V47H171ZM171 48L168 47V49H171ZM177 48H178V47H177ZM177 48H172V49H174L173 52L171 51L172 53L170 52V55L168 54L167 56H171V57H172V56L174 55V51L176 52ZM4 49H5V48H4ZM18 49L20 50V48H18ZM36 49H38V50L36 51ZM39 49H40V50H39ZM57 49L59 50L58 53H61V54H58V55H59V56L62 55V56L60 57L61 60L58 58L59 56H58V57L56 56L59 60L55 57V51L57 52ZM90 49H91V50H90ZM104 49H105V50H104ZM121 49H122L123 51H122ZM147 49H148V48H147ZM150 49H151V48H150ZM150 49H148V50H150ZM172 49H171V50H172ZM175 49H176V50H175ZM196 49H194L195 51H192L193 48H192V50H191V47L188 48L189 51L191 50L190 52H196V51H197ZM232 49H234V47H233ZM8 50L11 51V49H8ZM41 50H42L43 52H41ZM51 50H52V51H51ZM74 50H76V51H74ZM92 50H93V51H92ZM103 50H104V51H103ZM118 50L121 51V52H120L121 56H119L120 54L118 53V52H119ZM127 50H129V51H127ZM140 50H143V51H141V52H145V51H144V48H143V49H140ZM148 50H147V51H148ZM207 50H209V49L207 48ZM215 50H216V49H215ZM224 50H225V49H224ZM0 51H1V49H0ZM5 51H6V50H5ZM13 51H14V50H13ZM13 51H12V52H13ZM77 51H78V52H77ZM85 51L87 52V54H86ZM106 51H107V53H106ZM126 51H127V53H126ZM153 51H152V55H153ZM169 51H170V50H169ZM189 51H188V56L186 55L187 53H184V55H183V54L181 55L182 58L186 55V56L184 57L185 60H186V59H189V58H188V57L190 56L189 54H192V53H189ZM201 51H198V53H200V54L202 55ZM231 51H232V50H231ZM254 51L256 52L255 49H254L252 52H254ZM3 52H4V51H3ZM6 52H7V51H6ZM16 52H17V51H14L13 54H15ZM46 52H47V53H46ZM52 52H53L54 54H53ZM75 52H76V53H75ZM91 52H93V53L91 54ZM103 52H104V53H103ZM123 52H124V53H123ZM129 52H130V53H129ZM164 52H165V51H162V53L159 55V58H160V56H162V54H165V53H166V52H165V53H164ZM177 52H178V51H177ZM43 53H44V54H43ZM65 53H66V52H65ZM74 53H75V54H74ZM88 53H89V55H88ZM94 53H95V55H94ZM101 53H102V54H101ZM167 53H168V52H167ZM10 54H11V53H10ZM34 54H35V53H34ZM42 54H43V55H42ZM45 54L50 55V57L54 55V57H51V58H50V57H48V55L46 56ZM51 54H52V55H51ZM56 54H57V53H56ZM100 54H101V55H100ZM117 54H118V56H117ZM122 54H123V58H122ZM134 54H137V55H135V57H134ZM157 54H156V55H157ZM179 54H180V53H179ZM200 54H197L195 57L200 56ZM93 55H94V56H93ZM102 55H103V56H102ZM115 55H116V56H115ZM125 55H126V56H125ZM154 55H155V54H154ZM156 55H155V56H156ZM165 55H166V54H165ZM12 56H13V55H12ZM98 56H100V57H98ZM124 56H125V57H124ZM139 56H140V53H139ZM167 56H166V57H167ZM46 57H48V58H46ZM116 57H117V58H116ZM171 57H170V58H171ZM186 57H187V58H186ZM191 57H192V56H190V58H191ZM195 57H192V58H195ZM1 58H3V57H1ZM49 58H50V59H49ZM53 58H55L54 62H53ZM65 58H66V57H65ZM75 58H76V56H75ZM75 58H74V59H75ZM98 58H101V59H98ZM104 58H105V59H104ZM137 58H138V56H137ZM164 58H165V56H164ZM168 58H169V57H168ZM184 58H183V59H184ZM47 59H48V60H47ZM51 59H52V60H51ZM102 59L104 60L105 64H107V68H108V70H106L107 68L105 69V66H106V65L104 64V62L102 61ZM114 59H116V60H114ZM165 59H166V58H165ZM183 59H182V60H183ZM0 60H1V59H0ZM10 60H11V59H10ZM43 60H44V62H45L46 64L48 63L49 65H48V64L45 65V63H43ZM45 60H46V61H45ZM98 60H99V61H98ZM105 60H106V61H105ZM108 60H109V61H108ZM117 60H118V61H117ZM138 60H139V59L134 60V61L137 62ZM159 60H160V59H159ZM166 60H167V59H166ZM168 60L170 61L171 59H168ZM185 60H184V61H185ZM47 61H49V62H47ZM57 61H59V62L57 63ZM60 61H61V62H60ZM63 61H65V60H63ZM71 61H70V62H71ZM88 61H89V62H88ZM184 61H183V64H186L187 61H186L185 63H184ZM13 62H14V61L12 60V63H13ZM15 62H16V60H15ZM85 62H86V63H85ZM87 62H88V63H87ZM101 62H102V63H101ZM51 63H52V64H51ZM84 63H85V64H84ZM98 63H99V64H98ZM112 63H113V64H112ZM131 63H132V62H131ZM16 64H17V63H14V66H15ZM50 64H51V65H50ZM64 64H65V63H64ZM82 64H84V65H82ZM86 64H87V65H86ZM90 64H91V65H90ZM101 64H103V65H101ZM111 64H112L113 67L111 66ZM160 64H161L160 67L162 68L163 65H162L161 62H160ZM179 64H180V62H179ZM92 65H93V66H92ZM94 65H95L96 67H95ZM122 65H121V66H122ZM1 66H2V64H1ZM72 66H73V67H72ZM102 66L104 67V69L102 68ZM119 66H120V65H119ZM136 66H137V65H136ZM139 66H140V65H139ZM15 67H16V66H15ZM15 67H13V68H15ZM38 67H37V65H36V68H37V69H38ZM68 67H67V65H65V69H66V68L68 69ZM90 67H88V68H90ZM93 67H95V68H93ZM111 67H112V68H111ZM116 67H117V64L115 65V68H114L115 70H116ZM126 67H127V66H126ZM129 67H130V66H129ZM146 67H147V69H149V70H147V69H146V70L149 71L150 74H151V71L154 70L153 67H149V66H146ZM148 67H149V68H148ZM0 68H2V67H0ZM17 68H18V67H17ZM55 68H56V69H55ZM79 68H80V66L77 68V70H79ZM98 68H100V69H98ZM131 68H132V69H136V68H133V67H131ZM137 68H138V67H137ZM139 68H140V67H139ZM141 68H144V67L142 66ZM150 68L152 69L151 71H150ZM82 69H83V67H82ZM90 69H91V68H90ZM90 69H89V70H90ZM118 69H119V67H118ZM118 69H117V71H120L121 67H120L119 70H118ZM128 69H129V68H128ZM155 69H156V68H155ZM18 70H19V69H17V70L15 69V71H18ZM61 70L63 71V69H61ZM61 70H60V71H61ZM86 70H87V69H86ZM86 70H83V71H85V73H83V77H84V74H86ZM93 70H92V71L90 70L89 72H87V74H88V73H91V72L95 73ZM136 70H138V69H136ZM136 70H135V71L132 70L133 72H131L130 70L128 71V73H127V74H128V81L131 80V79L133 78L132 76H135V75H136V72H138V74H140L139 72H142L141 70H143V69H141V70L139 69L138 71H136ZM4 71H5V70H4ZM55 71H54V72H55ZM155 71H157V70H155ZM155 71H154V72H155ZM18 72H19V71H18ZM18 72H17V73H18ZM114 72H115V71H114ZM144 72H145V71H144ZM157 72H158V71H157ZM157 72H156V76H154V78H156L157 80L155 79L153 82H157V84H158V83H161L160 80H162V82H163V79H161L160 77H159L160 79H158V76H157V75H159V76L162 77V76H164L165 74L163 73L164 75H163V74L160 75L161 73L158 72V74H157ZM1 73H3V72L1 71ZM4 73H5V72H4ZM4 73H3V74H4ZM93 73H92V74H93ZM103 73H104V74H103ZM103 73H102V72L99 73V75H100L99 77H100V78H102V76L105 75V72H103ZM130 73H131V74H130ZM132 73H133V75H132ZM134 73H135V74H134ZM147 73H148V72H147ZM152 73H153V72H152ZM159 73H160V74H159ZM6 74H8L7 71H6ZM6 74H5V75H6ZM11 74H12V73H11ZM13 74H14V73H13ZM87 74L85 75L86 78L88 77ZM107 74L109 75V73H107ZM142 74H143V76H142ZM144 74H145V73H141L140 76H139V75H137V77L135 76L136 79H138V82L141 80V78L146 77V75L144 76ZM153 74H154V73H153ZM173 74H174V73H173ZM15 75H16V74H15ZM15 75H14V76H15ZM95 75H96V77L98 78V75H97V74H95ZM95 75H94V76H95ZM170 75H171V74H170ZM75 76H76V77H75ZM77 76H78V77H77ZM123 76H124L125 79L127 78L125 74H123ZM130 76H131V77H130ZM141 76H142V77H141ZM237 76H238V75H237ZM0 77L3 78L4 75H1ZM6 77H10V76L6 75ZM6 77H5L3 80H6V81L11 82V83H13L11 79L16 78V77H13V76H12L13 78L10 77L11 79L9 78V80H10V81H9V80H7ZM68 77H69L71 80H72V77H74L73 79H74L75 81H73V80L71 81L70 79H68ZM96 77H95V78H90L89 81H90V85H91V86L93 85V86L95 87V86L98 84V82H97V78H96ZM135 77L131 80L132 82H130V81L128 82L127 79L125 80V79L123 78V79H124V83H123V86H124V87H126L129 83H131V84H129L128 87L125 88V91H124V89H123L124 93L127 92L126 90H128V89L130 88V86H131V88H132L133 90H136V88L134 89V87H133L132 85H134L135 87H137L138 85H142V86H143V84H138V83L136 82L137 80H135ZM140 77H141V78H140ZM151 77L153 78L152 74L150 75V77H148L149 80H145V79H148V78L146 77L143 81L147 84V82L149 83V81L152 79ZM174 77H175V76H174ZM235 77H236V76H235ZM44 78H45V77H44ZM75 78H77V79H75ZM86 78H85V79H86ZM88 78H89V77H88ZM88 78H87V79H88ZM100 78H99V80H100ZM150 78H151V79H150ZM163 78H164V77H163ZM139 79H140V80H139ZM164 79H165V78H164ZM236 79H237V77H236ZM42 80H43V79H42ZM91 80H94V81H91ZM134 80H135V81H134ZM152 80H153V79H152ZM158 80H159L160 82H159ZM0 81H2L1 78H0ZM13 81H14V80H13ZM76 81H77V82H76ZM87 81H88V80H87ZM125 81H126V82H125ZM133 81H134V83H133ZM146 81H147V82H146ZM3 82H5V81H2V83H3ZM14 82H15V81H14ZM72 82H73V83H72ZM91 82H92V83H91ZM153 82H151V83H153ZM167 82H168V83L165 84L166 86H169V85L171 86V84H173L172 81H168V80H167ZM170 82H171V83H170ZM11 83L9 84V86H10V85L13 86V84H11ZM74 83H75V84H74ZM126 83H127V85L125 86ZM164 83H165V82H164ZM146 84H144L145 87H141V86H139V87H141L142 89L145 88V89L143 90L144 92H147V91H148L147 89H148L149 86H147ZM153 84H154V83H153ZM155 84H156V83H155ZM162 84H163V83H162ZM167 84H168V85H167ZM136 85H137V86H136ZM159 85H160V84H158V85L155 86L154 88L156 89V87H157V88H158L157 90H158V91L160 90L159 92H161L162 89L160 88ZM176 85H177V84H176ZM9 86H6V88H8ZM77 86H78V85H77ZM97 86H98V85H97ZM146 86H147V88H146ZM158 86H159V87H158ZM172 86H174V85H172ZM10 87H11V86H10ZM95 88H97V90L99 91V94H98V91L95 89V90L97 91V94L100 95V94H101V93H100V89H101L102 87H101L100 89H98V87H95ZM180 88H181V87H178L177 89H180ZM103 89H104V87H103ZM138 89H139V90H138ZM173 89H175V87H174ZM182 89H183V88H181V90H182ZM6 90H7V89H6ZM6 90L4 89L3 91L6 92ZM129 90H130V91H128L129 94H132V93H130V92L133 91V90H131V89H129ZM145 90H147V91H145ZM151 90H152V89H151ZM153 90H154V89H153ZM157 90H156V91H157ZM171 90H172V89L167 90V91H168V92H171ZM181 90H179V92L176 91L177 94H178V93L181 94V92H180ZM104 91H106V93H107V89L104 90ZM104 91L102 90L101 92H104ZM136 91L138 92V94H137ZM136 91H134V92H136L135 94H137V95H139V92H140L141 94H142V93L145 94V95L147 94V93H144L142 90H141V91H142V92H141V91H140V88H138V87H137V90H136ZM167 91H166V94L168 93ZM174 91H175V90H174ZM174 91H172V92L174 93ZM183 91H184V90H183ZM8 92H9V91L6 92L7 94L3 92V94H6V96H7V95L9 96L10 93L8 94ZM149 92H150V90H149ZM153 92H154V91H153ZM163 92H165V91L163 90ZM163 92H162V94H163ZM172 92H171V93H172ZM106 93H104V94H106ZM151 93H152V92H151ZM151 93H150V94H151ZM154 93H155V92H154ZM157 93H158V92H157ZM104 94H103V95H104ZM133 94H134V93H133ZM148 94H149V93H148ZM148 94H147V97H148ZM150 94H149V95H150ZM160 94H161V93H160ZM174 94H176V93H174ZM179 94H178V95H179ZM98 95H97V96H98ZM101 95H102V94H101ZM101 95H100V99H103V96L101 97ZM151 95H152V94H151ZM167 95H168V94H167ZM183 95H184V94H183ZM46 96L49 97L50 94H46ZM139 96H140V95H139ZM152 96H153V95H152ZM179 96H180V95H179ZM140 97H142V96H140ZM145 97H146V96H145ZM165 97H166V95H165ZM181 97H183V96H181ZM181 97H180V98H181ZM186 97H187V95H186ZM6 98L8 99V97H6ZM50 98H52V97H50ZM50 98H47V99L50 100ZM68 98H70V96H68ZM97 98H98V97H97ZM104 98L106 99V97H104ZM142 98H143V97H142ZM166 98H167V97H166ZM171 98H173V97H171ZM188 98H189V97H188ZM205 98H206V100H207V97H205ZM52 99H53V100H51L52 105H53V106H56V103H55V104L53 103V102L55 101V100H54L55 98H52ZM70 99H71V98H70ZM169 99H170V98H169ZM0 100L3 101L2 98H1ZM49 100H48V101H49ZM182 100H183V101H186V99H185L184 97L182 98ZM187 100H189V99H187ZM98 101H100V100L98 99ZM101 101H102V100H101ZM103 101H104V100H103ZM55 102H56V101H55ZM100 103H101V102H100ZM204 109H205V108H204ZM27 115H28V114H27ZM113 116H115V115H113ZM113 116H112V117H113ZM109 117H110V116H109ZM109 117H108V118H109ZM115 117H116V116H115ZM110 118H111V117H110ZM110 118H109V119H110ZM113 118H114V117H113ZM117 118H118V117H117ZM117 118H114V120H116ZM119 118H120V117H119ZM119 118H118V120L121 119V118H120V119H119ZM126 118H127V117H126ZM32 120H34V118H33ZM95 120H96V119H95ZM97 120H98V119H97ZM97 120H96V121H97ZM99 120H100V121H99L98 123L101 122V119H99ZM107 120H108V119H107ZM110 120H111V119H110ZM114 120H113L112 125H113L114 123H116V122H114ZM122 120H123V119H122ZM126 120H128V118H127ZM102 121H103V119H102ZM34 122H36V121L34 120ZM109 122H110V121H108L107 123H109ZM111 122H112V120H111ZM120 122H121V121H119L118 123H120ZM124 122H125V121H124ZM156 122H157V121H156ZM144 123H145V122H144ZM144 123H143V124H144ZM120 124H121V123H120ZM126 124H128V123H126ZM157 124H158V123H157ZM157 124L154 123V122H152V125H153V126H154V125L157 126ZM94 125H95V124H94ZM96 125H97V123H96ZM104 125H105V123H104ZM104 125H103V126H104ZM108 125H109V124H108ZM122 125H123V124H122ZM144 125H145V124H144ZM148 125H149V124H147L146 127H147ZM101 126H102V122L99 124V127H97V129L99 130L100 128H102ZM110 126H111V125H110ZM117 126H118V125H117ZM117 126L114 125V126H111V127H112V128L114 127L113 130L116 129V131H117V129H118V131H121V129H119V128H121V126H120L119 128H116ZM156 126H154V127H156ZM104 127H105V126H104ZM154 127H153V128H151V127H147V128H149L150 130L152 129L151 131H152V133H153V131H156V130H153ZM69 128H71V127H69ZM112 128H111V129H112ZM158 128H159V127H158ZM158 128H155V129L158 130ZM141 129H142V128H141ZM144 129H145V127H144ZM159 130H160V129H159ZM68 131L71 132L72 130L70 131V130L68 129ZM122 131H123V130H122ZM95 132H96V131H95ZM99 132H100V131H99ZM99 132L97 131L96 133H99ZM146 132H147V129H146ZM146 132H145V134H146ZM156 132H158V131H156ZM156 132H154V133H156ZM6 134H8V133H6ZM69 134H71V133H69ZM157 134H158V133H157ZM157 134H156V135H157ZM3 137H4V136H3ZM148 138H149V137H148ZM2 140H4V139H2ZM74 143L77 144V147L79 146V143H78V142H77V143L74 142ZM81 143H83V142H81ZM85 144H86V143H85ZM73 145H74V144H73ZM82 145H83V144H82ZM84 146H86V145H84ZM84 146H83V147H84ZM87 146H90V143H89V145L87 144ZM79 147H81V146H79ZM79 147L77 148V150L79 149ZM83 147H81V149H79L78 151H77V150L75 151L76 154H77L76 156H78L79 153H81V154H82V153H85V154H84V158L87 157V156H86V152H87V154H89V153H88L87 150L85 151V148L82 149ZM74 148H75V147H74ZM92 148H93V147H92ZM216 149H217V148H216ZM81 150H82V151H81ZM93 150H94V149H93ZM141 150H142L141 152H143V149H141ZM174 151H175V150H174ZM77 152H78V153H77ZM89 152H91V151H89ZM212 152H213V153L217 152L218 154L220 153V151H216V150H214V151H212ZM144 153H146V152H144ZM144 153H143V154H144ZM147 153H148V152H147ZM81 154H80V156H79L78 158L82 157ZM90 155H91V153H90ZM90 155H89V157H90ZM219 155H220V154H219ZM92 156H93V158H94L96 155L92 153ZM84 158L82 157L83 160H84ZM82 159H81V160H82ZM89 159H90V163H88V162H89ZM91 159H92V157H90V158L87 157V161H88V162L86 161V158H85V160H84L85 162L80 160V161H81V162L79 161L80 164H78V163H76V162H75V163L77 164V166H78V165L80 166V167L78 166L80 169L83 168V169H82V170H83L82 172H84V173L86 174V173L88 172V170H90V167L93 166V164H91V161H92ZM95 160H96V159H95ZM77 162H78V161H77ZM83 162H84V167H82V166H83V165H82ZM92 162H93V161H92ZM94 162H97V163H98V161H94ZM32 163H33V162H32ZM32 163H31V164H32ZM75 163H74V164H75ZM81 163H82V164H81ZM85 163H88L89 165H88V164H85ZM81 165H82V166H81ZM86 165H87V167H85ZM90 165H91V166H90ZM99 165H100V164H99ZM99 165H98V166H99ZM31 166H32V165H31ZM94 166H95V165H94ZM96 166H97V165H96ZM101 167L104 168L105 166L103 167V165H102ZM99 168H100V167H98V171L96 170L97 168H94V169L92 168L91 170H95V171H96V174H97L98 172H101V169H99ZM106 169H107V168H106ZM77 170H78V168H77ZM91 170H90V171H91ZM102 170H103V169H102ZM86 171H87V172H86ZM95 171H94V172H95ZM104 171H105V170H103V172H104ZM103 172H102V173H103ZM102 173H101V174L98 173V174L101 175V176H102V175H105V174H102ZM104 173H105V172H104ZM98 174H97V175H98ZM103 177H104V176H103ZM105 183H106V185H105ZM99 184H100V183H99ZM100 185L104 187V190H106V186H107V189H109V191H111V186L108 185V183H107L106 181L104 182V180H103V183L100 184ZM97 186H98V185H97ZM109 186H110V188H109ZM94 191L97 192L94 196H97V195H98L99 197H100V196H103V195H99V194H101V193H99L100 191H99V192H98L97 190H94ZM160 191H162V190H160ZM113 192H114V191H113ZM134 192H135V191H134ZM90 193H91V192H89V196H92V195L94 194L93 192H92V195H91ZM98 193H99V194H98ZM132 193H133V192H132ZM137 193L140 194L139 192H137ZM160 193H161V192H160ZM108 194H109V193H108ZM149 194H150V193H149ZM161 194H162V193H161ZM164 194H166V193H164ZM164 194H162V196H164ZM105 195H106V197L109 198V196H108L106 193H104V196H105ZM109 195H110V194H109ZM111 195H112V194H111ZM121 195H122V194H121ZM133 195H134V194H133ZM140 195H142V194H140ZM104 196L100 198V201H102V200L105 199ZM114 196H117V195H114ZM122 196H123V195H122ZM122 196H121V197H122ZM131 196H132V195H131ZM136 196H137V198H138V195H136ZM136 196H135V197H136ZM152 196H154V198L156 197L155 195H152ZM166 196H167V194H166ZM111 197H112L111 199H107V198H106V199H107V200H113V196H111ZM121 197H120V196H119V197L117 196V197L114 198V199H118V198H119V201H121V200H123V198H125V194H124V196H123L122 198H121ZM129 197H130V196H129ZM139 197H141L142 199L144 198L143 195H142V196H139ZM96 198H97V197H96ZM102 198H103V199H102ZM127 198H128V197H127ZM158 198H160V197H158ZM158 198H157V199H158ZM161 198H162V199H165V196H164V197H161ZM89 199H92V198L90 197ZM93 199H94V197H93ZM128 199H129V198H128ZM128 199L126 200V198H125V199H124V203L127 204V203L129 202ZM130 199L133 200V198H131V197H130ZM97 200H99V199H97ZM97 200L95 199V201H94V200H92V201L96 202V203L99 204L100 206L103 205V204H101L102 202H101V203H98ZM107 200H105L104 203L109 204V202H106ZM144 200H145V198H144ZM144 200H142V201H144ZM168 200H170V198H168L167 201H168ZM100 201H99V202H100ZM126 201H128V202H126ZM133 201H134V200H133ZM139 201H140V200H139ZM152 201H154V200L152 199ZM152 201H151V202H152ZM164 201H165V200H164ZM110 202H112V201H110ZM115 202H116V203H115ZM115 202L113 201L112 203H115L116 205H119L118 202H117L116 200H115ZM136 202H137V200H136ZM147 202H148V201H147ZM151 202L149 201V203H151ZM15 203H16V202H15ZM119 203H120V202H119ZM164 203H165V202H164ZM164 203H163V204H164ZM166 203H168V202H166ZM169 203H170V202H169ZM11 204H12V203H11ZM94 204H95V203H94ZM107 204H106V205H107ZM128 204H129V203H128ZM170 204H171V203H170ZM170 204H168V205H170ZM104 205H105V204H104ZM109 205H110V206H115V205H111V203H110ZM148 205H149V204H148ZM164 205H165V204H164ZM164 205H162V206H164ZM168 205H167V206H168ZM15 206H16V204H15ZM149 206H152V205H149ZM160 206H161V205H160ZM160 206H159V207H160ZM117 207H119V206H116V207H114V208H117ZM120 207H121V205H120ZM122 207H123V206H122ZM125 207H126V206H125ZM128 207H130V206H128ZM144 207H145V206H144ZM152 207H153V206H152ZM164 207H165V206H164ZM140 208H141V206H140ZM140 208H139V209H140ZM142 208H143V207H142ZM146 208H147V207H146ZM117 209H118V208H117ZM126 209H129V208H124V209H123V210H125V215H128L129 212H128ZM149 209H150V208H149ZM161 209H162V208H161ZM97 210H98V208H97ZM97 210H95V212H96V213L98 212L97 214L99 215V212H100V211H97ZM108 210H109V206L107 205V211H108ZM113 210H115V209H113ZM121 210H122V208H121ZM121 210H120L117 214H120V212L123 213V211H121ZM136 210H137V209L135 208V211H136ZM143 210H144V209H143ZM145 210H146V209H145ZM133 211H134V210H133ZM147 211H148V210H147ZM101 212H102V211H101ZM113 212H114V211H113ZM140 212H141V211H140ZM145 212H146V211H145ZM96 213H95V214H96ZM148 213H151V211L148 212ZM100 214H101V213H100ZM123 214H124V213H123ZM132 214H133V213H132ZM132 214H131V216H130V214H129V215H128V218H129V217L132 218V217H133ZM136 214H137V213H136ZM157 214H158V212H157ZM92 215H93V214H92ZM125 215H123V217H125ZM120 216H122V214H121ZM134 216H135V215H134ZM136 216H137V215H136ZM157 216H159V214H158ZM88 217H89V216H88ZM123 217H122V218H123ZM122 218H121V219H122ZM136 218H137V217H136ZM138 218H139V217H138ZM150 218H151V217H150ZM90 219H91V218H90ZM124 219H125V218H124ZM87 220H88V219H87ZM136 220H137V219H136ZM144 220H147V222H148V221H149V222L154 221L152 218H151L152 221H150L149 218H144ZM144 220H143V221H144ZM90 221H91V220H90ZM94 221H95V220H94ZM94 221L91 222V223H94ZM141 221H142V220H141ZM147 222H146V223H147ZM149 222H148V225H151V224L153 223V222H152V223H149ZM88 223H89V222H88ZM91 223H90V224H91ZM95 223H96V222H95ZM138 224H140V223H138ZM138 224H137V225H138ZM94 225H95V224H94ZM130 226H131V224H130ZM89 228H90V225H89ZM89 228H88V229H89ZM95 229H96V228H95ZM99 229H100V228H99ZM93 230H94V228H93ZM96 230H97V229H96ZM91 231H92V230H91ZM91 231H90V232H91ZM94 231H95V230H94ZM98 231H99V230H98ZM87 232H88V231H87ZM99 232H101V231H99ZM104 233L106 234V232H104ZM88 234L91 235L90 233H88ZM95 235H96V234H95ZM35 236H36V235H35ZM91 236H92V235H91ZM104 236H105V235H104ZM125 240H126V239H125ZM126 241H127V240H126ZM131 241H132V240H131ZM103 242H104V241H103ZM122 242H123V241H122ZM125 243H127V242H125ZM125 243H124V244H125ZM131 243H132V242H131ZM262 243H264V238L262 239ZM118 245H119V244H118ZM138 245H139V244H138ZM104 246H105V245H103V247H104ZM133 246H134V245H133ZM113 247H114V246H113ZM116 248H117V247H116ZM137 248H138V247H137ZM114 249H115V248H114ZM117 249H118V248H117ZM256 249H257V248H256ZM123 250H124V249H123ZM132 250H133V249H132ZM132 250H131V251H132ZM250 250H251L252 253H253V252H254L253 250H255V249L253 248V250H252V249H250ZM117 251H118V250H117ZM117 251H116V253H117ZM127 251H128V250H127ZM127 251H126V254H128ZM134 251H135V250H134ZM139 251H140V250H139ZM251 251H250V252H251ZM112 252H115V250H113ZM112 252H111V253H112ZM123 252H124V251H123ZM123 252H122V253H123ZM255 253H256V254L258 253V249H257L256 252H254L253 254L256 255ZM120 254H121V253H119V255H120ZM129 254H130V253H129ZM131 254H132V253H131ZM133 254H134V252H133ZM115 255H116V254H115ZM136 255H137V254H136ZM136 255H134V256H136ZM138 255H139V254H138ZM130 256H132V255H130ZM137 257H138V256H137ZM131 259H132V258H131ZM136 260H137V259H136ZM136 260H135V261H136ZM140 260H141V259H140ZM36 261H38V258H36ZM115 261H117V260H115ZM124 261H127V260H124ZM247 261L249 262V263H247V264H254V263H251L250 260H247ZM131 262H132V261L129 260V263H131ZM133 262H134V261H133ZM139 262H143V261H139ZM137 263H138V262H136V264H137ZM1 264H2V263H1ZM114 264H115V263H114ZM124 264H128V263H124ZM138 264H140V263H138ZM244 264H246V263H244Z\"/></svg>","mask_w":264,"mask_h":264}]
</instances>
